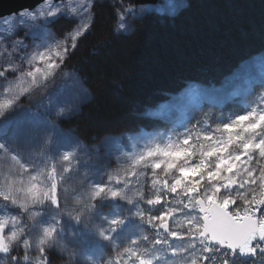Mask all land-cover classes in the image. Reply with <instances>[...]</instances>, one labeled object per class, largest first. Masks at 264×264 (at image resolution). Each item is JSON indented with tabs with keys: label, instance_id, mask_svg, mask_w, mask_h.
<instances>
[{
	"label": "snow or ice",
	"instance_id": "6c2138e0",
	"mask_svg": "<svg viewBox=\"0 0 264 264\" xmlns=\"http://www.w3.org/2000/svg\"><path fill=\"white\" fill-rule=\"evenodd\" d=\"M95 6L39 0L0 15V264H50L52 253L66 264H264V79L257 88L242 66L224 100L245 98L227 115L201 108L147 135L143 121L122 138L135 150L88 153L60 127L75 106L47 87ZM116 17L124 33L139 15L121 5ZM60 20L70 23L62 35Z\"/></svg>",
	"mask_w": 264,
	"mask_h": 264
},
{
	"label": "trees",
	"instance_id": "16d2710c",
	"mask_svg": "<svg viewBox=\"0 0 264 264\" xmlns=\"http://www.w3.org/2000/svg\"><path fill=\"white\" fill-rule=\"evenodd\" d=\"M94 12L92 34L68 60L92 100L61 122L77 129L86 145L143 121L148 129H165L161 120L142 115L144 109L187 81L217 85L239 63L264 50V0H187L175 15L146 16L131 34L114 32L117 17L111 4L100 2ZM53 27L63 33L70 23L60 20ZM234 106L202 109L218 116Z\"/></svg>",
	"mask_w": 264,
	"mask_h": 264
},
{
	"label": "rangeland",
	"instance_id": "374dc122",
	"mask_svg": "<svg viewBox=\"0 0 264 264\" xmlns=\"http://www.w3.org/2000/svg\"><path fill=\"white\" fill-rule=\"evenodd\" d=\"M100 2L111 4L115 11H117L121 5L124 7L131 6L137 11L139 18L132 22L133 27L129 32L121 33L117 31L118 21L116 20V22H114V32L116 34H131L135 30L136 25L141 22L146 16H172L177 14L182 8L187 5V0H162L155 4L141 5H138L135 2L133 5H127L122 0H96V6ZM172 9H174V11ZM93 25L89 30L86 38L92 34ZM4 27H7V25H4ZM53 30L58 35L63 34L58 32L54 27ZM84 39L79 42V46L76 51L79 50L80 45ZM260 57H264V50L243 61L238 66V68L231 74H229L219 85H204L196 81H187L183 84L182 88L179 91L174 93H167L163 101L157 103L156 105L145 108L142 115H144L145 117H150L152 119L162 120V122L165 123L166 128L173 126L179 127L192 114H194L197 109H201L205 105L218 108H221L228 103H234L238 105L245 98L242 90L232 100H229L227 102H225L224 100V97L227 95V93L232 91V89L229 87V82L232 81L234 75L240 70L242 66H250V71L246 72L244 75L246 76V78L252 80L254 85L258 88L260 81L264 79V77H262L261 75L262 71H264V68H262L260 65ZM63 73V75H58L48 84L47 92L51 94L54 101H58L66 107L73 105L75 106V111H73L68 118L71 119L77 113L79 108H81V106H84V104H87L92 100V93L84 84L83 80L78 76V74L70 69L68 61L65 68L63 69ZM81 88H83L84 90L83 96H81L80 94ZM190 89L197 90L199 94L194 96L192 92L189 91ZM39 99V96L34 97V103L32 106L33 112L36 111L35 102ZM45 102H47L46 97ZM28 107L29 105L27 103H24L21 106L22 109ZM60 127L65 136L79 140L80 143L85 146V151L88 153H91L95 148L99 147L100 154L103 155L106 153H110L113 154L115 158L116 154H122L128 150H135V144L129 143L127 139H122L126 138L129 135H136V133L133 131L122 132L117 135H105L94 142L92 145H86L78 136L76 132L77 129L73 127H66L62 124L60 125ZM156 130L163 131L159 128H141L140 134L147 135L148 133ZM72 226H74V224ZM68 230L69 232H71L72 227L70 226ZM85 250L96 258L104 255L99 249L92 246L87 247ZM55 258L58 259V262L54 260ZM50 264H66V261L55 253H52L50 254Z\"/></svg>",
	"mask_w": 264,
	"mask_h": 264
},
{
	"label": "water",
	"instance_id": "95a60500",
	"mask_svg": "<svg viewBox=\"0 0 264 264\" xmlns=\"http://www.w3.org/2000/svg\"><path fill=\"white\" fill-rule=\"evenodd\" d=\"M162 0H134L138 5L155 4ZM39 0H0V15L16 12L20 9L34 8Z\"/></svg>",
	"mask_w": 264,
	"mask_h": 264
},
{
	"label": "bare ground",
	"instance_id": "6f19581e",
	"mask_svg": "<svg viewBox=\"0 0 264 264\" xmlns=\"http://www.w3.org/2000/svg\"><path fill=\"white\" fill-rule=\"evenodd\" d=\"M260 52H261V51H260ZM244 61H245V60H244ZM242 62H243V61H242ZM242 62H241V63H242ZM241 63H239V64L237 65V67H234L233 70H234V69L236 70V69L238 68V66H239ZM235 70H234V71H235ZM232 72H233V71H232ZM232 72H231V73H232ZM231 73H229V74H231ZM229 74H227L223 79H221V81H220L217 85H219L221 82H223V80H224Z\"/></svg>",
	"mask_w": 264,
	"mask_h": 264
}]
</instances>
